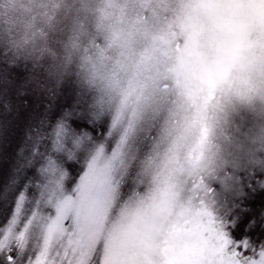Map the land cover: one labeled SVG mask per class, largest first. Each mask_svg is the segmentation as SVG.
Masks as SVG:
<instances>
[{"label":"rangeland","instance_id":"obj_1","mask_svg":"<svg viewBox=\"0 0 264 264\" xmlns=\"http://www.w3.org/2000/svg\"><path fill=\"white\" fill-rule=\"evenodd\" d=\"M184 1L180 0V7L155 2L159 8L150 13L157 16L159 9L168 8L165 14L172 21ZM130 3L133 11H141L142 0H126L123 5ZM165 22L142 26L148 37L125 57L133 68L151 67V62L163 76L173 55L166 47L175 49L177 35L172 27L170 37L161 36L168 32L161 28ZM151 51L149 62L145 56ZM162 56L168 60L162 61ZM13 73L10 76L15 78ZM155 74L142 70L138 77L127 76L120 86L98 87L108 107L98 112L94 128H89L83 114L91 103L77 106L66 124L58 120L67 125L65 146L76 162H64L72 171L61 179H53L61 174L60 165L46 167L40 162L32 174L29 165L16 166L22 133L5 132L0 156L8 162L0 161V195L6 189L9 208L0 220V264H171L159 256L169 239L164 233L177 226H194L196 219H192L197 217L213 243L227 245L226 226L245 211L254 194L246 193L242 199L236 192L242 187L241 178L253 172L257 140L264 138V127L254 135L256 114L264 109L253 102L250 86L248 106L233 102L225 107L221 89L213 99H192L185 85L168 76L183 98L173 90L157 94L150 90L149 78ZM16 82L15 88L26 87L24 80ZM34 103L24 109L18 106L15 119L23 128L33 129L40 120ZM60 109L63 106L57 112ZM80 140L85 146H80ZM26 141L19 157L37 144L41 160L47 139L38 138L34 131ZM18 173L23 180L16 184ZM203 250L206 258L220 252L215 244Z\"/></svg>","mask_w":264,"mask_h":264},{"label":"trees","instance_id":"obj_2","mask_svg":"<svg viewBox=\"0 0 264 264\" xmlns=\"http://www.w3.org/2000/svg\"><path fill=\"white\" fill-rule=\"evenodd\" d=\"M160 1L142 0L141 11L135 12L133 4L123 5L126 0H0V147L6 131L13 135L22 133L14 160L16 166L29 165L32 174V168L40 162L46 167L60 165L61 174L53 179L63 178V174L72 171L63 166L64 162H76L71 159L75 154L65 146L67 125H60L58 120L64 119L66 124L75 116L77 106L91 103L83 114L89 128H94V118L108 107L104 97L98 95L99 88L120 86L127 76L138 77L142 70L156 71L149 79L150 90L157 94L173 90L183 98L180 89L166 79L168 76L176 80L175 84L185 85L192 99L195 96L196 100L213 99L221 89L225 107L233 102L248 106L250 86L253 102L264 109V0H185L180 14L172 21L165 14L168 8L159 9L157 16L150 13L159 8L155 2ZM164 1L180 7V0ZM155 17L158 19L154 20ZM164 19L167 22L161 28L168 32L161 36L170 37L172 27L175 35L180 36L176 35L175 49L166 47L173 55L161 77L158 68L150 62L154 51L145 56L151 67L146 64L133 68L125 57L148 37L142 26ZM161 60L166 62L168 58L162 56ZM11 73L16 74L15 78ZM14 80L15 84L16 80H24L26 87L15 88ZM30 101L36 102L33 105L40 120L33 129H26L15 118L18 106L27 108ZM61 106L63 110L57 112ZM256 115L254 135L264 127V110ZM47 119H50L49 129L45 128ZM34 131L38 138L48 141L43 157L40 160V146L35 144V148L20 158L19 152L27 148L26 138ZM61 134L65 139L60 138ZM79 144L85 146L81 140ZM257 144L253 172L241 178L242 187L236 192L241 193L242 199L246 193H253L248 187L249 177L264 171V138L258 139ZM1 157V162H8ZM22 180L18 173L16 184ZM261 190L257 187L255 191ZM6 193L4 189L0 195V220L9 208ZM167 242L166 246L170 238ZM160 259H164L162 255Z\"/></svg>","mask_w":264,"mask_h":264},{"label":"snow or ice","instance_id":"obj_3","mask_svg":"<svg viewBox=\"0 0 264 264\" xmlns=\"http://www.w3.org/2000/svg\"><path fill=\"white\" fill-rule=\"evenodd\" d=\"M253 191L248 207L226 226L227 247L222 251L227 264H264V171L249 177ZM259 187L261 191H255Z\"/></svg>","mask_w":264,"mask_h":264},{"label":"flooded vegetation","instance_id":"obj_4","mask_svg":"<svg viewBox=\"0 0 264 264\" xmlns=\"http://www.w3.org/2000/svg\"><path fill=\"white\" fill-rule=\"evenodd\" d=\"M207 230L201 226L175 229L169 233L171 242L165 248L167 252L161 251L162 257L171 264H227L223 258H206L203 247L214 245Z\"/></svg>","mask_w":264,"mask_h":264}]
</instances>
